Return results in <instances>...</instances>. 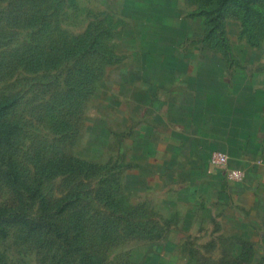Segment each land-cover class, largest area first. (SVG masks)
<instances>
[{
	"label": "rangeland",
	"instance_id": "374dc122",
	"mask_svg": "<svg viewBox=\"0 0 264 264\" xmlns=\"http://www.w3.org/2000/svg\"><path fill=\"white\" fill-rule=\"evenodd\" d=\"M217 1L0 0V264H264V0Z\"/></svg>",
	"mask_w": 264,
	"mask_h": 264
},
{
	"label": "crops",
	"instance_id": "0c3cea01",
	"mask_svg": "<svg viewBox=\"0 0 264 264\" xmlns=\"http://www.w3.org/2000/svg\"><path fill=\"white\" fill-rule=\"evenodd\" d=\"M207 89L209 90L211 88L208 87ZM212 90L217 95H222V96H224L227 92L225 88L221 87V85H218V87L216 88H212ZM206 92H211V90L209 91L206 90ZM180 129L181 128L177 126L173 128V130L177 132L178 130L180 131ZM231 161L243 163V167H242L243 171L239 170L241 173V176L237 178V180H239V183L242 187H245V191L247 190L248 192L254 193V194L260 193L263 191V190L261 191V188L264 187V159H257L254 153L247 152L244 149H242L236 154V156L231 157ZM241 195L242 193L238 194L240 201L242 200ZM258 198H252L251 203H257V202L259 203V201H257ZM249 207L251 208V204L249 205ZM247 208H248V205L246 209ZM255 208L257 210V213L254 214L252 213L253 211L252 209H255ZM252 209H250V212L248 213L241 212L242 214L238 215L240 219V225L241 226L244 225V227H249L250 229H252L253 227L257 229L256 227L261 226V225L264 227V221L263 222L259 221L260 218L262 219L264 218V208L261 209L260 211V208H258L257 205L254 204ZM243 232L245 233V230L241 231V233ZM238 233L240 234V232ZM243 239L247 240L246 238H243Z\"/></svg>",
	"mask_w": 264,
	"mask_h": 264
},
{
	"label": "trees",
	"instance_id": "16d2710c",
	"mask_svg": "<svg viewBox=\"0 0 264 264\" xmlns=\"http://www.w3.org/2000/svg\"><path fill=\"white\" fill-rule=\"evenodd\" d=\"M251 1H253V0H218L217 1V6H216V10H217V12H220L221 9L223 8V6L226 5L227 3H236V4H239V5L243 6V7H246L248 4H250ZM214 94H215V96H217L216 93H214ZM218 97H219V95L217 96V98ZM220 98H218V99H220ZM2 109H3V106L0 105V112H1ZM216 112L218 113V115H224V112H222L221 110L220 111H216ZM12 129L13 128L11 126H9V125L5 129L1 128L0 129V137L2 135V131H8L9 134H12ZM8 137H10V135L6 136V138H8ZM2 141H4V139H2ZM4 142H7V144H8L9 140L6 139V141H4ZM2 211H3V209L0 208V232L1 233L4 232V229H3L2 225H1V222L3 220Z\"/></svg>",
	"mask_w": 264,
	"mask_h": 264
},
{
	"label": "built area",
	"instance_id": "2783aa9c",
	"mask_svg": "<svg viewBox=\"0 0 264 264\" xmlns=\"http://www.w3.org/2000/svg\"><path fill=\"white\" fill-rule=\"evenodd\" d=\"M212 160L214 163H217L218 165H223L226 162V156L221 152H215L212 154ZM241 176V173L239 170H232L231 171V177L233 178H239Z\"/></svg>",
	"mask_w": 264,
	"mask_h": 264
}]
</instances>
